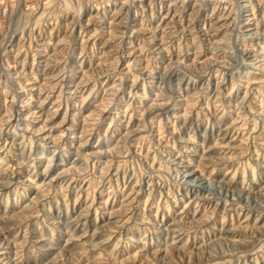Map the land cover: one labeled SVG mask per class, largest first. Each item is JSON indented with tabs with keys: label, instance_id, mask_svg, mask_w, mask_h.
Here are the masks:
<instances>
[{
	"label": "rangeland",
	"instance_id": "obj_1",
	"mask_svg": "<svg viewBox=\"0 0 264 264\" xmlns=\"http://www.w3.org/2000/svg\"><path fill=\"white\" fill-rule=\"evenodd\" d=\"M69 2L74 4V0H69ZM170 4L171 0H132L130 4L121 6V0H93L92 4L82 6L79 14L71 8L67 11L59 10V14L55 17V25L49 21L35 30L25 29L21 32H17L16 25L30 22L18 9L13 15L15 24L11 28L6 27L5 32L0 33V39H4L7 45V62L13 65L6 71L0 67V71L5 73L4 78L8 79L10 75H16L21 70L28 74L27 79H21L19 84L9 81L14 89L24 85L23 91L16 92L13 96L0 94V123L8 118V102L14 99L16 103L11 107L12 116L8 124L13 128L20 125L22 129H25L23 133L17 135L7 130L6 125L2 141H0V148H3L0 151V159L6 160V163L0 167V180L11 184V188H5L0 194V216H17L19 221H23L19 223V227L14 226L18 221H0V227L6 229L0 232V254H2L0 264H61L58 255L62 254L68 238L67 229H65L64 238L60 239L59 225L66 223L70 214L75 216L83 211L90 199L94 205L88 217L90 226L87 231L77 230L76 232V235L82 238L81 244L85 246L80 251L87 253L86 257L80 259L79 264H162L165 255L163 250L170 242L168 225H174L175 220L183 219L181 214L191 219L193 216L203 215L207 210L208 205H202L197 199V194L191 191L181 189L180 195L175 200L168 198L167 189L162 192L157 187L154 194L149 193L147 178L140 186L139 192L133 194L132 186L123 183V172L118 179L121 181L120 187L125 189L124 192H117L115 197H110L107 191L92 188V182L104 171L102 166L98 167L95 159L86 161L88 173L82 180L72 178L66 194L67 203H65L63 195L45 196L44 194L49 189L42 186L51 181V190L58 189L64 183L63 178L58 176L59 172L64 171V165L72 167L75 164V167H80L75 157L61 164L58 154L56 165L47 178L43 174L39 160L35 162L37 173L35 176H30L28 166L21 162L27 159L29 151L33 156H38L43 152L39 142L34 143L32 149L29 150L21 141L26 136H32V132L27 131L28 129L35 131L45 123V120L52 128L53 136L61 131L65 132L64 140L61 141L65 146L73 136L86 135L88 145L85 155L89 152L110 150L118 146L119 136L114 133L115 143H108L107 140L101 141L100 135L91 130V125L97 120L101 122L98 127L104 130L108 128L111 109L108 107L110 97L107 93L117 84L116 79L110 75L112 70L125 73V85L130 88L131 80L127 77L138 74L131 69L133 64H138L143 68L151 66L154 73L162 76L169 65L180 59H183L186 64L197 63L198 67L214 58L224 59V56L218 54L213 47L217 41L224 39L228 31L225 28L226 21L222 19L224 12L222 10L214 12V4L210 6L207 3L197 9L195 0H187V3L171 9ZM241 15L243 21H251L254 15L253 9L248 7ZM255 15H264V12L257 8ZM4 23L7 22L4 21ZM245 27L254 28L256 25L245 23ZM186 29H190L188 35L195 33V37L187 39L181 36L177 40L174 33L184 32ZM210 29H213L214 33L208 31ZM260 29L264 31V24L260 25ZM173 44L177 45L179 51L171 47ZM252 44L254 51L246 53L245 58L264 60V53H262L264 39L254 40ZM240 51L243 52V46ZM257 53L261 54L256 55ZM138 55L139 62L137 61ZM69 65L76 66L78 75L74 79L67 74L61 78L62 68ZM241 71H246V69L242 67ZM106 73L109 74L106 75ZM170 77L174 81L175 73L170 74ZM225 78L231 86V77L226 75ZM261 79L264 77L253 75L251 82L241 91V96H248L247 108L242 113L248 122H241L237 125L242 130L234 140L229 134L222 141L226 145L231 141V146L235 147L247 138L251 146L250 155L259 151L253 145L252 137H259L261 130H264V120L254 115L264 107V85L259 83ZM211 81L212 91H215V77H212ZM76 88H79L86 97L82 107L77 98L69 95ZM249 88L251 92L247 90ZM185 89H187V82H185ZM144 90L143 86L139 89L141 92ZM167 94L174 102H177L178 106L187 107L189 101L186 99L180 101L178 92L175 96L171 93ZM148 95L155 99L159 95V88L157 87L153 92L149 86ZM184 96H188L187 90ZM28 98L32 99V104L22 109L20 103ZM125 99H127L126 96ZM41 100L44 104L43 108H40ZM214 102L215 98L211 102L203 99L193 101L198 106L203 105L208 108H211ZM31 112H36L38 118L29 120ZM50 113L53 115L49 120ZM250 113L252 115H249ZM131 119L132 126H138L139 120L136 115H133ZM235 119H237L236 116L228 118V123H232ZM61 121L64 123L59 128L54 127L60 125ZM47 135V131L40 134L41 137ZM32 139L36 140V137ZM76 143L78 144L79 141L77 140ZM212 143H216V140ZM260 143H264V140H260ZM208 146L211 147V145ZM132 151L134 152L135 149ZM144 151L146 152L147 148ZM202 157L203 152L194 161L197 169H199ZM152 159L154 166L159 167L156 157L153 156ZM187 159H192V157H187ZM246 161L256 167L254 157L246 158ZM135 162V157H133V167H135ZM120 163L124 162L115 163L109 171L110 184L117 179L115 173ZM140 166L145 167L146 164L141 163ZM260 171L262 169L257 168V172ZM235 175L236 183L242 184L245 175L251 178V170L238 171ZM161 195L164 196L163 201L159 199ZM125 196L139 202L137 207L133 208L136 216L142 213L149 220H154L159 214L164 224L163 231H158V234L149 233L146 241L140 246L123 242L118 244V241L126 239L128 229H125L124 233L112 236L107 244H102L98 249L87 247L91 244H99L104 239L103 234L98 233L96 229L98 226L113 221L114 218L110 215L113 211H117L119 215ZM34 201L36 203L32 207ZM161 203L168 207L155 206ZM104 206L108 210L106 213L102 211ZM33 211L38 215L32 216ZM97 213L100 215L97 216ZM213 215L215 223L212 228H205L194 236L186 238L189 251L209 241L239 238L231 235L233 228L244 231H250L254 227L264 228V217L247 210L243 213L233 212L225 215L223 201L218 208H215ZM225 229L228 231L226 232ZM133 231L138 234L139 230L134 229ZM171 235H175V226L172 228ZM42 237H51L53 247L49 248ZM71 247L72 245H69V248ZM174 256L179 257L180 264H193V258L179 253H174ZM194 259L198 264L199 258ZM247 260L248 264H264V256L259 254L255 260L252 256L247 257ZM205 264H208L207 260ZM213 264H219V261Z\"/></svg>",
	"mask_w": 264,
	"mask_h": 264
},
{
	"label": "clouds",
	"instance_id": "obj_2",
	"mask_svg": "<svg viewBox=\"0 0 264 264\" xmlns=\"http://www.w3.org/2000/svg\"><path fill=\"white\" fill-rule=\"evenodd\" d=\"M132 0H121V6L128 5ZM93 0H74V4L69 0H0V33L5 32V28H11L15 21L13 15L19 9L30 23L17 24V32L35 30L41 24H47L49 21L55 25V17L59 14V10L73 9L79 14L80 8L84 5L92 4ZM187 3V0H171L169 8ZM210 6L214 4L213 11L222 10L224 16L222 19L226 21L225 28L228 29L222 41H217L213 47L218 54L223 55L224 59H212L205 64L197 66V63H184L183 59L173 62L163 75L154 73L152 67L143 68L138 64H133L131 69L138 73L134 76L127 77L131 80V86L125 85L126 74L112 70L110 75L116 81V87L109 89L107 95L110 97L108 107L111 109L110 121L107 130H104L97 120L91 125V130L100 135L101 141L107 140L108 143H115V136H119V144L115 148L97 150L89 152L85 155L86 146L88 145L87 136H73L67 142V146L61 143L64 140L65 132L61 131L58 135H52V128L48 126V121L35 131L32 136H26L21 143L27 148L32 149L33 144L40 143L43 152L38 156H33L32 152H28L27 159L21 162L28 166L30 176H35L36 160L41 162L43 174L47 178L50 171L56 165L57 157L61 164L64 161H70L73 157L80 163V167H67L64 165V171L59 172L58 176L63 178L64 183L55 191L51 190V181L43 185L49 191L44 195H52L55 197L63 195L65 203H67V191L71 184L72 178L82 180L88 173L86 161L95 159L98 167H103L104 171L92 182L93 189H102L107 191L110 197H115L117 192H124V188L120 187L121 181L118 179L121 172L124 173L123 183L132 186V193L137 194L140 186L145 178L148 180V191L151 194L156 192L157 187L163 192L168 190V198L175 200L180 195L181 189L191 191L197 194V199L201 204H207L208 208L199 217L193 216L189 219L184 214L183 219L174 221V225H168L169 243L165 252L162 264H180L179 257L174 253H179L185 257L193 258V264H197L195 257L199 258L198 264H213L219 261V264H248L247 257L252 256L255 260L257 254L264 256V228L254 227L250 231L231 229V235L238 236L237 239L209 241L201 245L199 248L189 251L187 239L196 233L203 231L205 228H212L215 223L213 215L215 208L224 202L225 215L230 213H243L247 210L255 213L260 217H264V130H261L259 137L253 136V145L259 151L249 154L250 145L246 138L240 145L235 147L229 144H223L226 135L231 134L233 140L242 130L237 127L241 122L247 123L246 117L242 115L247 108L248 96H241V91L251 82L253 75L264 77V60L246 59L245 54L254 51L252 41L264 39V31H261L260 25L264 24V15H255L258 8L264 12V0H195L197 9L205 4ZM251 7L253 9V17L251 21H243L242 12L244 9ZM9 11L5 12L4 10ZM41 12L43 14L41 15ZM229 18L230 22H229ZM4 21L7 23L5 24ZM245 23H255L256 27H245ZM190 29L184 32L174 33L175 38L179 40L181 36L187 39H193L195 33L188 35ZM214 33L213 29L208 30ZM203 35V33H201ZM235 45V48H234ZM243 46V52L240 51ZM177 48L176 44L171 45ZM7 45L4 39H0V67L5 71L13 67L7 60ZM264 53V46H262ZM145 54L147 52L145 51ZM183 53L181 52V55ZM257 53L256 55H260ZM140 57L137 56L139 62ZM163 63V60L161 61ZM246 71H241V68ZM175 73L176 79L173 81L170 74ZM75 78L78 75V69L75 65H69L62 68L61 78L65 75ZM109 73H106L108 75ZM4 71H0V94L5 96H13L14 93L23 91L24 85L14 89L9 81H15L19 84L21 79H27L28 74L19 71L16 75H10L8 79L4 78ZM226 75L231 77V86H229ZM215 77V91H212L211 78ZM157 81L159 83L157 84ZM187 82V89H185ZM264 85V79L259 81ZM71 87V85H69ZM144 87V91H139L140 87ZM155 92L159 88V95L155 99L148 95V89ZM224 89V90H222ZM185 90L188 96H184ZM194 90V91H193ZM249 92L252 90L247 89ZM179 93V100H188L186 108L178 106L167 93L172 96ZM235 94V95H234ZM69 95L77 98L80 106H83L86 97L76 88ZM125 96L127 99H125ZM215 102L211 108L203 105L198 106L193 101L201 99ZM16 101L9 100L8 118L0 123V141H2L3 133L6 130L20 135L25 131L20 125L11 127L8 121L11 119V107ZM32 104V99L28 98L20 103V107L26 108ZM43 101H40V108H43ZM50 113L48 119L52 118ZM136 115L139 124L132 126V117ZM249 115H252L251 113ZM258 119L264 120V107L254 114ZM236 116L237 119L232 123H228V118ZM38 118L36 112H31L28 119ZM67 119V117H65ZM60 125L54 127L59 128ZM125 128L127 130L125 131ZM47 131L48 135L41 137L40 134ZM102 134V135H101ZM219 134V135H218ZM32 137H36L33 140ZM79 141L77 144L76 141ZM216 140V143H212ZM208 145H211L209 147ZM147 148L145 152L144 149ZM135 149L133 152L132 150ZM3 148H0L2 151ZM203 157L199 162V169L195 164V159ZM235 153V154H233ZM156 157L159 167L154 166L152 157ZM133 157H135V167H133ZM192 157V159H187ZM256 159V167L247 163L246 158ZM107 161V163H105ZM117 162L120 163L116 170L114 183L109 182L108 175L110 169ZM6 163V160L0 159V167ZM141 163L146 164L141 167ZM257 168L262 169L259 173ZM251 170V178L245 175L242 184L236 183L235 173L238 171ZM131 173V175H129ZM56 179V177H53ZM34 183V181H33ZM5 188H11V184L7 181L0 180V194ZM231 194V198H229ZM153 197L150 195V199ZM43 199V198H41ZM79 200V195L77 196ZM161 201L164 196L159 197ZM35 201L32 207L35 206ZM138 201H134L125 196L124 203L121 206L119 215L117 211H113L110 215L114 218L112 222L98 226L96 231L102 233L104 239L99 244H91L87 247L98 249L102 244H107L112 236L117 233H126L124 241H118L140 246L143 244L149 233L158 234L163 231L164 224L157 214L154 220H149L141 213L136 216L133 208L137 207ZM160 208H167L166 204L155 205ZM93 202L90 199L87 207L78 215L68 217L66 223L59 225L60 239L63 240L65 229H67V244H65L62 254L58 255L61 264H79L80 259L87 256L86 252L80 251L82 247L81 237L76 235L77 230L87 231L89 222V213L93 210ZM103 212H107V207H102ZM38 213L32 212V216ZM100 213H97L99 216ZM118 217V218H117ZM27 219V218H25ZM0 221H18L15 227H19L17 216H0ZM175 226V235H171L172 228ZM134 229L139 230L138 234ZM6 229L0 227V232ZM227 232L228 229H225ZM259 233V235H257ZM45 239L49 248L53 247L51 237H42ZM69 245H72L69 248ZM115 251V249H113ZM207 253V255H206Z\"/></svg>",
	"mask_w": 264,
	"mask_h": 264
},
{
	"label": "bare ground",
	"instance_id": "obj_3",
	"mask_svg": "<svg viewBox=\"0 0 264 264\" xmlns=\"http://www.w3.org/2000/svg\"><path fill=\"white\" fill-rule=\"evenodd\" d=\"M2 254H0V256H1Z\"/></svg>",
	"mask_w": 264,
	"mask_h": 264
}]
</instances>
